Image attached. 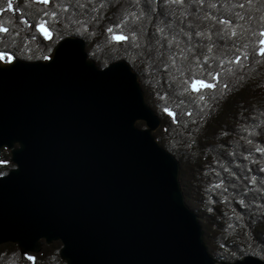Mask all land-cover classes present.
Wrapping results in <instances>:
<instances>
[{"label": "water", "instance_id": "obj_1", "mask_svg": "<svg viewBox=\"0 0 264 264\" xmlns=\"http://www.w3.org/2000/svg\"><path fill=\"white\" fill-rule=\"evenodd\" d=\"M84 46L71 36L45 60L0 61V152L13 165L0 175V245L60 242L66 264H219L136 72L99 69Z\"/></svg>", "mask_w": 264, "mask_h": 264}, {"label": "trees", "instance_id": "obj_2", "mask_svg": "<svg viewBox=\"0 0 264 264\" xmlns=\"http://www.w3.org/2000/svg\"><path fill=\"white\" fill-rule=\"evenodd\" d=\"M7 4L0 0V27L8 29L0 32V51L14 60H45L58 42L73 36L84 41L99 69L119 60L130 64L161 123L154 136L179 164L185 205L197 216L210 257L219 264L248 256L264 260V55L259 52L264 0H186L181 6L166 0H49L47 5L12 0L10 10ZM131 13L140 19L123 22ZM42 21L48 37L37 30ZM158 29L179 46L169 49ZM133 32L140 47L112 39L114 33ZM180 48L187 60L179 56ZM172 52L183 76L171 65ZM237 56L239 63H233ZM209 72L219 74V81ZM192 78L217 83L202 89L208 107L194 101L198 94L184 92L182 81ZM9 157L1 151L0 175L13 167ZM42 243L36 254H21L12 243L0 245V264H65L59 242Z\"/></svg>", "mask_w": 264, "mask_h": 264}, {"label": "snow or ice", "instance_id": "obj_3", "mask_svg": "<svg viewBox=\"0 0 264 264\" xmlns=\"http://www.w3.org/2000/svg\"><path fill=\"white\" fill-rule=\"evenodd\" d=\"M37 2L43 3L45 5H47L49 3V0H37ZM166 2L172 6H181L183 4L186 3V0H166ZM251 2V0H249V3ZM136 3H139V0H136ZM240 7H244L243 4L239 5ZM8 9H12L13 4H12V0H8V4H7ZM53 15H55L53 13ZM129 19L132 20L133 23H135L137 20L140 19V15H138L137 13H131L128 17H125V20L123 22H127ZM221 24L227 25V21H219ZM46 22L42 21L41 23H39L37 25V30L42 32L46 37L50 36L51 33L48 31V28L45 26ZM119 27V25L117 26ZM158 31L162 34V40H167V45L168 48L171 49L173 45L179 46L180 42L175 38H171L168 39L167 35L164 34V30L163 29H158ZM0 32H8V29L6 27H0ZM108 32L112 33L113 29L112 28H108ZM236 33L233 32L232 35H235ZM197 35H203V33H197ZM261 35H264V33H261ZM112 39L120 42V41H130L132 43V45L134 47H140V43H138V36L135 32H133L131 34V36L129 35H125V34H113L112 35ZM261 45H264V40L260 41ZM188 51H191V49H188ZM208 51L211 52L212 48L209 47ZM261 55H264V47H261L259 50ZM179 56L183 59V60H187L188 57L186 55V51L184 48H180L179 49ZM13 60V56L9 55L6 52H2L0 51V61H6V62H12ZM169 60L171 62V65L176 69V72L179 73L180 76L184 75V68L182 66L177 65V53L172 52L169 55ZM207 60V57L205 58V61ZM240 61V57L237 56L235 58V60L233 61V63H239ZM223 63V61L221 62ZM229 71H231V69H229ZM202 74V73H201ZM209 76L211 77L212 81H219V74L213 75L211 72H209ZM182 83L184 85H187V87L184 88V92L188 93H196L198 95L194 96L193 99L197 104H201L203 102V106L204 107H208V104L206 102V93L202 92V89H215L217 87V83H213V82H206L204 79H198V78H192V79H184L182 81ZM223 88H227V85H223ZM164 111L170 116L172 117L174 120L176 118V113L173 111H170L167 107L164 109ZM216 187H219V185H216ZM28 259H32L31 257H29Z\"/></svg>", "mask_w": 264, "mask_h": 264}, {"label": "rangeland", "instance_id": "obj_4", "mask_svg": "<svg viewBox=\"0 0 264 264\" xmlns=\"http://www.w3.org/2000/svg\"><path fill=\"white\" fill-rule=\"evenodd\" d=\"M67 37H71V36H67ZM67 37H66V38H67ZM72 37H73V36H72ZM81 40H82V39H81ZM82 41H83V40H82ZM84 51L86 52V45L84 46ZM90 59H91V58H90ZM119 61H120V60H119ZM2 62H3V61H2ZM26 63H27V61H26ZM94 63H95V62H94ZM113 63H114V62H113ZM96 66H97V65H96ZM132 69H133V68H132ZM133 70H134V69H133ZM139 80H140V79H139ZM139 83H140V81H139ZM141 86H142V85H140V87H141ZM141 89H142V91H143V88H142V87H141ZM146 90L148 91L147 88H146ZM144 91H145V90H144ZM146 93H147V92H146ZM151 95H152V94H151ZM153 100H154V98H153ZM149 106H150V105H149ZM152 107H153V106L151 105L150 108L153 110L154 107H153V108H152ZM154 109H155V108H154ZM153 111H154V110H153ZM159 128H160V126H159ZM159 128H158V129H159ZM158 129H157V130H158ZM54 243H56V242H54ZM59 243H60V242H59ZM52 244H53V243H52ZM60 244H61V243H60ZM62 261H63V260H62ZM63 262H64V261H63ZM64 263H65V262H64ZM65 264H66V263H65Z\"/></svg>", "mask_w": 264, "mask_h": 264}, {"label": "bare ground", "instance_id": "obj_5", "mask_svg": "<svg viewBox=\"0 0 264 264\" xmlns=\"http://www.w3.org/2000/svg\"><path fill=\"white\" fill-rule=\"evenodd\" d=\"M1 153V152H0Z\"/></svg>", "mask_w": 264, "mask_h": 264}]
</instances>
